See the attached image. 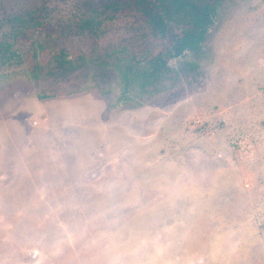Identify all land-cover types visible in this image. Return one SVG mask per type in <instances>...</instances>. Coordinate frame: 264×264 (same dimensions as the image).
Masks as SVG:
<instances>
[{
    "label": "rangeland",
    "instance_id": "obj_1",
    "mask_svg": "<svg viewBox=\"0 0 264 264\" xmlns=\"http://www.w3.org/2000/svg\"><path fill=\"white\" fill-rule=\"evenodd\" d=\"M111 1L4 0L0 264H264V0H191L159 79L143 18L80 26Z\"/></svg>",
    "mask_w": 264,
    "mask_h": 264
},
{
    "label": "trees",
    "instance_id": "obj_2",
    "mask_svg": "<svg viewBox=\"0 0 264 264\" xmlns=\"http://www.w3.org/2000/svg\"><path fill=\"white\" fill-rule=\"evenodd\" d=\"M91 12L89 17L80 20L81 27L97 30L119 17L129 16L141 17L149 24L159 41L155 54L149 59L150 79H159L168 72L171 60L188 52L199 53L215 15L211 6L191 0H113ZM10 49L14 51L10 45L0 43L3 54L9 55Z\"/></svg>",
    "mask_w": 264,
    "mask_h": 264
},
{
    "label": "flooded vegetation",
    "instance_id": "obj_3",
    "mask_svg": "<svg viewBox=\"0 0 264 264\" xmlns=\"http://www.w3.org/2000/svg\"><path fill=\"white\" fill-rule=\"evenodd\" d=\"M3 3H4V0H0V12H4V13H2V14H0V24H7V26L8 25H10L12 22H15V24H19L20 23V26H23V27H27L30 23H31V21H33L34 19H33V13H29V14H27L26 16H19V15H12L11 13H9V12H7V11H3L4 9H3ZM108 4V3H107ZM104 5V4H103ZM103 5H101V6H97L96 7V9H98V8H102V6ZM46 7V6H45ZM94 8H92L91 10H90V13L89 14H84L83 16H82V18L83 17H85V16H87V17H89V15H91L92 14V10H93ZM104 15L102 14L101 15V17H103ZM25 17H26V19H25ZM12 38H15V37H12Z\"/></svg>",
    "mask_w": 264,
    "mask_h": 264
}]
</instances>
